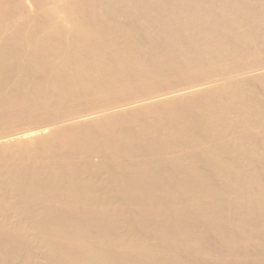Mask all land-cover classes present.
<instances>
[{
  "label": "bare ground",
  "instance_id": "bare-ground-1",
  "mask_svg": "<svg viewBox=\"0 0 264 264\" xmlns=\"http://www.w3.org/2000/svg\"><path fill=\"white\" fill-rule=\"evenodd\" d=\"M0 264H264V0H0Z\"/></svg>",
  "mask_w": 264,
  "mask_h": 264
}]
</instances>
